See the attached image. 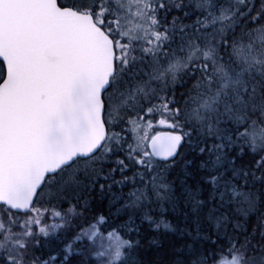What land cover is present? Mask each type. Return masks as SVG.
<instances>
[{
  "label": "snow or ice",
  "instance_id": "1",
  "mask_svg": "<svg viewBox=\"0 0 264 264\" xmlns=\"http://www.w3.org/2000/svg\"><path fill=\"white\" fill-rule=\"evenodd\" d=\"M0 264H264V0H0Z\"/></svg>",
  "mask_w": 264,
  "mask_h": 264
}]
</instances>
